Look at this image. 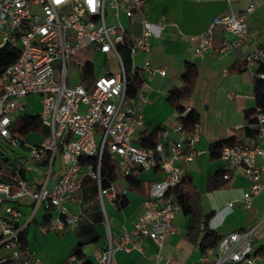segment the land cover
I'll list each match as a JSON object with an SVG mask.
<instances>
[{
    "label": "built area",
    "instance_id": "obj_1",
    "mask_svg": "<svg viewBox=\"0 0 264 264\" xmlns=\"http://www.w3.org/2000/svg\"><path fill=\"white\" fill-rule=\"evenodd\" d=\"M258 6L264 7V0L251 2L242 13L216 16L200 35L182 33L178 23L172 26L182 40L193 44L199 57L211 51H237L250 40L247 19ZM145 7L146 0H0V47L9 44L20 49L17 60L0 74V138L12 146L25 141L31 157L22 160L23 169L29 161L47 169L38 186H32L19 170L11 181L0 180V264H46L37 250L24 248L22 233L39 207L48 212L51 231L73 229L82 212H70L65 202L79 207L78 195L85 178L96 183L107 240L93 262L70 255L66 264H116L119 251H137L153 264H264L263 255L255 250L254 229L223 235L215 247L205 249L198 262L162 255L167 240L176 233L174 219L181 210L170 192L182 182L186 167L199 154L195 148L199 132L196 125L189 130L177 121L171 128L159 129L151 146L134 141L135 134L144 128L142 106L147 102L151 79L156 74L166 75L164 68H152L148 59L141 67L134 62L137 54L150 51L151 39L159 38L165 28L163 22L147 18ZM217 29L235 39L224 38L215 48ZM87 49L113 55L119 68L116 72L104 68L91 90L80 80L70 86L68 79V59L78 71L86 64L79 53ZM244 60L248 66L259 67L264 64V50L253 48ZM54 62H60L59 66L53 67ZM135 73L144 80L138 92L130 96L127 88ZM30 95L39 96V116L49 130L38 144L28 143L14 133V122L24 110L21 101ZM193 112L186 106L181 116L188 118ZM256 120L257 145L226 146L219 151L224 168L240 166L250 182L241 200L245 211L251 210L255 196L264 192L262 169L255 162L257 157L264 158V112L258 110ZM106 153L116 164L119 176L108 187L103 186L102 173ZM58 154L63 169L56 180H51ZM151 170L162 176L150 184L139 218L131 230L114 235L107 203L118 209V200L126 196L127 188L119 181L138 171ZM224 178L230 177L226 174ZM24 198L33 201L27 215L20 208ZM233 207L231 202L220 213L227 214ZM144 240L155 242L157 251L148 255Z\"/></svg>",
    "mask_w": 264,
    "mask_h": 264
},
{
    "label": "crops",
    "instance_id": "obj_2",
    "mask_svg": "<svg viewBox=\"0 0 264 264\" xmlns=\"http://www.w3.org/2000/svg\"><path fill=\"white\" fill-rule=\"evenodd\" d=\"M254 1L262 0H146L145 15L147 18L155 23L163 22L165 28L159 38L151 39L150 51L137 54L134 57V62L141 67L148 59L152 68H164L166 75L156 74L151 79L150 90L147 92V102L142 106L145 119L144 128L135 134L134 141L139 142L144 134H151L155 130L158 131L159 128H171L176 124L178 112L168 102V93L173 87L180 85L185 63L188 61L195 63L198 66L199 79L193 93L186 102V106L192 107L199 117V122L196 124L199 140L195 144L199 154L196 156L195 161L186 167V176L193 179L198 192L202 215L213 213L212 219L209 221V228L215 227L213 230L223 235L254 229L255 250L256 252L260 251L264 260V192L255 196L251 210L245 211L242 208L241 200L244 193L249 190L250 182L244 176L243 169L240 166H229L227 168L230 170L228 187L213 192H209L207 189L208 178L222 169L225 164L218 153L211 152L212 144L238 135L240 133L238 126L244 125L246 111L256 106L253 96V81L258 67L248 66L244 59L246 53L253 48L259 47L264 50V7L258 6L248 16L250 40L242 49L237 51L226 53L211 51L204 57H199L194 53L193 44L182 40L179 32L172 26V24L178 23L182 33L188 36L200 35L207 30L216 16L242 13ZM136 29L138 31L137 27ZM221 38L222 40L224 38L235 39L232 34L225 32L221 33ZM220 46L221 44H214L215 48ZM81 53L89 55L98 53L104 56L106 61L113 56H105L92 49L83 50L79 54ZM84 62L91 61L87 59ZM103 71L104 69L97 75H101ZM112 72L116 71L112 70ZM21 104L26 108L25 99L21 101ZM244 140L245 144L250 146L257 145L259 142L258 135L246 137ZM26 147L28 148L27 145ZM255 162L262 169L261 175L264 177V158L257 157ZM62 169V162L57 164L56 158L53 163L51 180H56ZM24 170L28 182L32 186H38L47 169L45 165H35L28 162ZM134 174L143 182L138 189H130L126 178L119 181L122 187L127 188L124 198L127 200L126 206L120 210L114 205L108 204L114 220V226L111 227L113 234L116 236L133 228L134 223L141 214L142 203L148 197L150 184L162 176L156 170L139 171ZM90 200L80 199L79 207L68 202H65V206L68 207L70 212H77L80 209L83 215L84 206L90 207ZM231 202L234 203L232 211L227 214L220 213ZM20 208L26 215L31 213L33 201L30 198L22 199ZM96 212L99 211H93V213ZM45 213V209L39 207L31 221H36L42 225ZM82 220L83 218L80 217L78 223ZM189 222L190 217L185 216L181 210L176 213L174 219L176 233L167 240L162 250L164 257H175L184 262H198L202 257L205 249L201 248L199 242L194 244L186 238ZM99 226L104 227L103 222ZM68 230H71V228L53 232H67L66 239L68 237L74 238L72 234L68 233ZM41 231L43 235L49 237L44 230ZM106 232V229L104 233L97 231L100 240L97 243L86 244L82 248L85 253L84 259L87 262H93L95 257L101 253L107 240ZM143 243L148 255L155 253L158 249L153 241L144 240ZM75 245L76 243L72 248ZM29 248H31L30 242ZM37 251L46 264H51L45 249V254L39 250ZM121 255H131L132 259L124 262V259L120 257ZM115 259L116 264H153V260L137 251L130 253L119 251L116 253Z\"/></svg>",
    "mask_w": 264,
    "mask_h": 264
},
{
    "label": "trees",
    "instance_id": "obj_3",
    "mask_svg": "<svg viewBox=\"0 0 264 264\" xmlns=\"http://www.w3.org/2000/svg\"><path fill=\"white\" fill-rule=\"evenodd\" d=\"M221 33H223V30L217 29L215 33V45L221 44ZM19 53V47H12L9 44H5L0 47V74L8 65L14 63L17 60ZM125 58L127 62L130 61L128 51L125 52ZM78 74L80 82L88 90H91L94 86L95 78L97 76V68L95 67L94 63L87 62L84 66L79 67ZM260 74H264V64H261L258 67V70L254 75L253 96L255 99L256 106L255 108L246 111L244 125L239 129L240 133L238 135H234L232 137L217 141L212 144V153L219 154V151L226 146H238L241 144H245L244 139L246 137H255L258 135V129L255 126L257 122L256 114L258 110L264 112V77L262 78ZM132 77V81L129 83L127 88V92L130 96H134L138 92L144 80L139 73L133 74ZM198 79V66L193 62H186L184 65L183 73L180 78V85L173 87L169 91L167 97L168 102L176 109L179 114V116L177 117V121L182 122L184 127L188 128L189 130H193L194 125L199 122V117L196 112L191 113L188 118H183L181 114L186 107V102L188 98L194 91V87ZM18 120L19 125L17 129H15L16 132L15 130L14 132L17 133L20 138L26 141L27 137L30 134L40 135L42 139L49 134L48 127L41 121L39 114H31L26 111L19 116ZM156 132L157 130L148 135L144 134L139 139V143L143 146L153 145L156 139ZM20 146H25V141L22 140ZM22 160V158L17 159L15 156L14 158H7L3 155L0 156V180L11 181L14 173L17 170L21 172L23 178H26L25 170L22 168ZM86 160L91 161L92 159L88 158ZM102 173L104 176V187H108L119 178L118 173L116 171V164L109 158V155L107 153L103 156ZM226 174H228L230 177V170L225 169L223 167L218 172L211 175L208 178V191L213 192L215 190L228 187L230 178L226 180L224 178V175ZM126 179L129 183L130 189H138L143 183L137 178L135 174L127 176ZM170 194L173 196L174 200L180 205L183 214L185 216L190 217V222L186 231V238L194 244L199 242L201 248L204 249L215 247L218 241L222 238L223 234H220L216 230H212L209 228V221L213 216V213L202 215L198 200V192L194 185L193 179L189 176H185L182 182L178 186H176L170 192ZM96 195V183L90 178H85L82 190L79 193L78 197L82 200H89ZM124 198L125 196L118 200V209L120 210L123 209L127 204V200ZM48 219L49 214L48 212H46L42 222L47 224ZM102 222L103 215L101 211L93 213V223L83 226L82 232L80 234V236L85 237V239L81 240L78 238L77 243L71 249L69 256L77 255L79 258H85V253L82 248L86 244L97 243L100 240V236L97 233L95 226L99 225ZM32 225L33 222L31 221L22 233L24 248H28L29 246L27 234L28 230ZM257 254H260V251H257Z\"/></svg>",
    "mask_w": 264,
    "mask_h": 264
},
{
    "label": "rangeland",
    "instance_id": "obj_4",
    "mask_svg": "<svg viewBox=\"0 0 264 264\" xmlns=\"http://www.w3.org/2000/svg\"><path fill=\"white\" fill-rule=\"evenodd\" d=\"M1 38L2 37L0 36V41L2 40ZM79 58L82 61L90 59V61L93 62L95 67L97 68V73L102 71L104 68H111L114 71H118L119 69L117 61L113 56H111V59H108L106 61L105 57L98 53L91 55L81 53L79 54ZM67 63H68L69 85L74 86L79 82V74L76 66L73 65V63L71 62V59H68ZM59 64L60 62H54L53 67L56 68L59 66ZM39 100L40 98L37 95H30L27 98H25L26 108H24V111L22 113L28 111L31 114H39L41 111V104ZM14 123H15V128L17 129L19 125V120H15ZM28 140L29 143L38 144L42 140V137L40 135L30 134L28 136ZM2 155L7 158H14L15 156L17 159L22 158L23 160H26V159H30L31 152L26 146H12L8 142L0 138V156ZM59 163H61L60 154L57 155V164ZM89 205L90 207L84 206V212L83 215H81V218H83V220L79 224H77L73 229L68 230V233L72 234L74 238L68 237V239H66L65 237L67 232H53L48 229L46 223L40 225L36 221L35 222L33 221V225L30 227L27 234V239L31 243V248L29 249L39 250L43 254H45V252L47 251L51 264H66L67 258L69 257V253H70L69 251L72 248V246L75 243H77L76 240H78V238L81 240L85 239V237H81L80 234L82 232L83 226L93 223L92 222L93 211H102V207L97 195L91 198V200L89 201ZM107 211L109 214V220L111 226H114V220L111 215V211L108 203H107ZM86 215H88V217H86ZM96 228L97 231H99L100 233H104V230L106 229V225L104 224V227L97 225ZM41 230H44L45 234H48L49 237L43 235ZM103 239H104V234H103ZM120 257L124 259L123 260L124 262L130 261V259H132L131 255L129 256L121 255Z\"/></svg>",
    "mask_w": 264,
    "mask_h": 264
}]
</instances>
